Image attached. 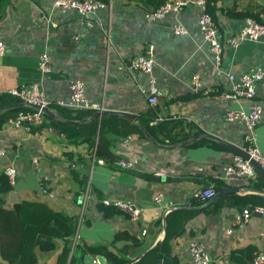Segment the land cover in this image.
<instances>
[{"label": "crops", "instance_id": "crops-1", "mask_svg": "<svg viewBox=\"0 0 264 264\" xmlns=\"http://www.w3.org/2000/svg\"><path fill=\"white\" fill-rule=\"evenodd\" d=\"M55 1L9 0L0 8V41L6 47L0 57V95L37 82L50 102V115L30 132L12 129V114L0 129V174L8 167L16 174L12 191L4 197L5 207L37 201L76 218L72 246H110L118 232H127L141 243L140 258L164 240L165 217L182 208L192 216L173 241L166 264L188 263L192 241L207 251L210 264H235L233 255L264 253V215L254 212L246 224H234L243 209H264V185L258 177L226 179L223 168L237 154L222 145L243 151L246 130L223 115L229 109L249 112L256 103L261 120L254 142L264 156V79L257 83L253 101L224 98L234 84L227 75L239 78L257 68L264 71V38L229 45L245 19L264 22V0H206L222 45L219 65L200 34L196 6L148 22L144 15L152 6L141 0H99L107 6L86 16L63 13ZM175 26L186 33L175 35ZM150 47L162 94L152 108L146 102L148 75L127 69L130 60L146 55ZM41 53L51 61V72L45 75L37 67ZM194 76L199 79L197 92ZM74 81L83 83L92 105L135 120L94 118L95 112H70L58 106L57 102L68 101ZM157 118L166 120L154 124ZM94 120L95 145L100 139L107 141L112 162L96 159L95 150L83 142L84 136L92 135L88 124ZM57 121L67 126H58ZM165 127L177 143L169 144L161 132ZM120 158L133 168L120 169L116 165ZM214 180L238 190L224 194L230 196L218 212L209 211L218 200L201 204L196 196L213 187ZM42 188L52 195L43 194ZM104 201L131 204L140 212L138 220L125 214L107 216ZM62 245L58 242L54 252L39 253L38 264H55ZM157 260L162 258L154 264Z\"/></svg>", "mask_w": 264, "mask_h": 264}, {"label": "built area", "instance_id": "built-area-1", "mask_svg": "<svg viewBox=\"0 0 264 264\" xmlns=\"http://www.w3.org/2000/svg\"><path fill=\"white\" fill-rule=\"evenodd\" d=\"M55 6L66 13L69 11H75L80 16H86L94 13L107 6L99 0H56ZM188 6H196L199 11V31L206 43L209 44L210 50L215 57L217 65H219L222 54V45L218 41V30L212 20L206 0H168L158 9L146 13L144 18L148 22H155L165 18L167 15L176 14L181 9ZM185 29L180 26L174 27L175 35H184ZM260 38H264V25L257 23L252 19H245L243 26L238 33L229 40V45L236 47L240 43L245 41H257ZM6 47L0 41V57L5 53ZM153 48L150 47L146 55L138 56L130 60L127 64V69L133 72H141L148 75V88L146 95V102L149 107H155L160 100L161 92L157 86V79L153 74L154 60L152 55ZM37 67L40 74L45 75L51 72V61L46 53H41L37 58ZM227 79L234 84L232 85L230 93L224 95L226 100L239 101L240 99L253 101L256 92L255 88L257 83L264 79V71L260 68L254 69L247 74L235 78L232 74L227 75ZM193 91L197 92L199 89L198 76L192 78ZM8 95L17 99L20 103L29 104L38 107L33 111H19L16 116L9 122L10 127L14 130H23L30 132L32 127L39 126L43 123L44 113L42 109L48 108L50 102L47 100L44 92L42 91L40 84L37 82L32 83L30 86L13 88L8 91ZM205 96H209L205 92ZM58 106L71 111L83 110L91 112H103L101 106L92 105L86 98L84 93V85L80 81H74L70 85V96L66 102H57ZM224 119L228 122L239 123L246 130L245 135V148L243 151L248 155V159H245L241 155H235L231 164L223 168V174L226 179H247L251 180L257 177L256 172L251 164V160L258 163L264 170V156H262L254 142V131L258 127L261 120V107L253 103L249 112H245L241 109L238 110H226L224 112ZM166 119L157 118L154 124ZM2 155V154H0ZM34 167H37V160H33ZM116 165L120 169L130 170L133 168V164L125 159H118ZM4 174L7 176L10 185L14 186L16 182L15 169L8 167L5 169ZM42 193L45 195H52L51 192L42 188ZM216 195L213 187L200 191L196 196L202 201H209ZM158 202L159 198L155 199ZM104 205L107 207H113L120 210L123 214L129 216L132 220L136 221L139 218L140 212L135 209L131 204L124 201H104ZM264 215L263 208H245L238 215L234 224L242 226L246 224L253 213ZM189 256L190 261L185 264H210L211 258L207 251L197 241H192L189 244ZM95 262V260L93 261ZM252 264H264V253H255L253 256Z\"/></svg>", "mask_w": 264, "mask_h": 264}, {"label": "trees", "instance_id": "trees-1", "mask_svg": "<svg viewBox=\"0 0 264 264\" xmlns=\"http://www.w3.org/2000/svg\"><path fill=\"white\" fill-rule=\"evenodd\" d=\"M105 1V0H103ZM133 1V0H132ZM135 1V0H134ZM144 5L152 6V11L158 9L167 0H141ZM9 0H0V8L6 5ZM207 8L211 13L209 3ZM151 12V11H150ZM244 18V15H236ZM256 22L264 25V22L256 20ZM20 102L7 95H0V129L6 122L9 115H15L19 111H33L32 108H13ZM77 110L73 112H80ZM72 112V111H70ZM90 112V111H87ZM90 114V113H89ZM44 116H47L44 114ZM73 117H68L71 119ZM150 118V117H149ZM152 118V117H151ZM56 125L67 126L62 122H55ZM93 129L92 135L84 136L83 142L87 143L89 148L95 150L96 159H102L105 162L114 161V157L110 152L109 143L99 140L95 145L94 135L96 132L95 120L88 124ZM149 131V129H148ZM164 137L168 139L169 144H175L177 139L171 134V130L165 127L162 131ZM198 144V143H194ZM219 148V147H218ZM226 185L218 180L213 181V189L216 193L224 189ZM13 186L4 173L0 174V262L6 264H38L39 253H51L57 249V243L62 242L63 245L55 259V264H84V258L90 256H102L107 264H129L130 260L140 256L141 243L131 234L127 232H118L110 244V246L99 245L89 246L79 243L72 246V240L76 232V218L67 216L61 212L52 210L45 203L37 201H24L15 204L12 208L5 207L4 197L12 191ZM230 195L221 196L214 204V208L210 212H218L224 205L225 200ZM236 203L244 204L243 199L233 197ZM204 204L207 201H202ZM107 216L123 214L113 207L106 208ZM192 214L182 208L170 212L164 219L165 221V237L153 250L139 258L135 264H154L156 259L167 258L170 256L173 241L181 236L185 230V225L189 221ZM160 222V221H157ZM119 244L124 245L116 248ZM114 250V251H113ZM242 257L233 255L232 260L235 264H252L253 256L250 252L242 253ZM171 261V259H170ZM177 264V262L173 263Z\"/></svg>", "mask_w": 264, "mask_h": 264}, {"label": "water", "instance_id": "water-1", "mask_svg": "<svg viewBox=\"0 0 264 264\" xmlns=\"http://www.w3.org/2000/svg\"><path fill=\"white\" fill-rule=\"evenodd\" d=\"M23 107H29V108H32L34 110H37L38 107H35V106H32V105H29V104H24V103H20V104H17V105H14L13 107H10L11 109L13 108H23ZM43 113L45 115H50V111L48 108H44L42 109ZM107 116H112V117H117V118H122V119H126V120H135V117L132 116V115H129V114H126V113H119V112H107V111H103V112H95L93 117L94 118H101V117H107ZM186 143H183L181 146L185 145ZM222 145L224 147H226L227 149L235 152L237 155H241L243 156L245 159H248V155L242 151V150H238L236 148H234L233 146L227 144V143H222ZM180 146V147H181ZM251 164L256 172V175L257 177L261 180V182L263 183L264 185V170L262 169V167L251 160ZM144 178L146 179H151V180H154V181H160V178H155V177H150L148 175H146ZM229 192H233V193H236L238 192L237 189L235 188H224L222 189L220 192L216 193V195L209 200L208 204H212L214 203L216 200H218L221 196H223L224 194L226 193H229ZM97 209L100 211L101 209H103V204H99L97 205ZM140 257H137V258H134L132 260H130L129 264H132L134 262H136L137 260H139ZM95 260V262H93ZM167 262V258H162V261L160 260H157L155 264H166ZM84 264H106V261L105 259L102 257V256H96L95 259H93L90 255H87L85 256L84 258Z\"/></svg>", "mask_w": 264, "mask_h": 264}, {"label": "rangeland", "instance_id": "rangeland-1", "mask_svg": "<svg viewBox=\"0 0 264 264\" xmlns=\"http://www.w3.org/2000/svg\"><path fill=\"white\" fill-rule=\"evenodd\" d=\"M6 264V263H5Z\"/></svg>", "mask_w": 264, "mask_h": 264}]
</instances>
